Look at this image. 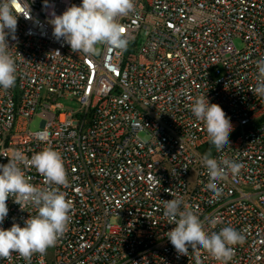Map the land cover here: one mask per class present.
<instances>
[{
  "label": "built area",
  "instance_id": "2783aa9c",
  "mask_svg": "<svg viewBox=\"0 0 264 264\" xmlns=\"http://www.w3.org/2000/svg\"><path fill=\"white\" fill-rule=\"evenodd\" d=\"M26 2L30 18L18 3L17 38H7L17 78L0 88V164L14 151L31 158L53 148L68 177L60 191L72 204L67 231L31 264H197L191 248L178 255L166 237L174 225L162 200L170 193L206 231L242 232L229 264H264V99L250 91L264 58V0H135L134 11L118 19L126 46L100 44L87 56L56 40L45 0ZM81 3L48 0L57 15ZM204 94L234 126L221 153L190 109ZM37 119L40 129L30 130ZM209 151L243 164L218 182V196L206 187ZM25 172L44 186L35 169ZM7 206L4 229L36 214L12 197ZM0 264L26 261L13 253ZM199 264L218 262L199 250Z\"/></svg>",
  "mask_w": 264,
  "mask_h": 264
},
{
  "label": "clouds",
  "instance_id": "9594fccd",
  "mask_svg": "<svg viewBox=\"0 0 264 264\" xmlns=\"http://www.w3.org/2000/svg\"><path fill=\"white\" fill-rule=\"evenodd\" d=\"M27 4L26 0H0V88L5 90L15 86L17 64L9 47L8 37L15 40L18 27L16 5ZM50 11L48 23L52 26L56 40H63L72 52L93 55L97 45L123 48L126 41L118 19L127 16L135 9V0H82L80 5L71 4L57 15L54 6ZM30 18V8L27 4ZM256 84L250 89L254 96L264 99V58L256 61ZM190 109L195 118L202 121L209 143L218 153L230 148V133L234 130L230 117L216 103H210L207 96L194 99ZM202 166L208 176L207 189L215 195L220 194L218 182L229 173L239 174L243 164L227 157L213 158L209 151L202 157ZM25 169H35L43 178L44 186L31 183ZM68 185L67 172L60 152L45 147L31 158L21 151H14L7 164H0V225L9 213L7 200L14 199L21 210L32 207L36 214L30 213L23 227L12 223L11 227H0V259H9L18 254L31 264L33 255H44L67 231L72 204L66 199L61 186ZM170 200H162L164 217L174 227L167 232V239L178 255H189V248L196 253L199 264V250L207 252L218 264H229L234 256V246L244 242V235L233 227H223L219 232L205 230L204 222L198 214L184 204L183 200L170 193ZM219 221L213 219L215 227Z\"/></svg>",
  "mask_w": 264,
  "mask_h": 264
},
{
  "label": "rangeland",
  "instance_id": "374dc122",
  "mask_svg": "<svg viewBox=\"0 0 264 264\" xmlns=\"http://www.w3.org/2000/svg\"><path fill=\"white\" fill-rule=\"evenodd\" d=\"M235 45L238 49L244 48V42L241 39H236ZM29 128L32 131H38L40 129V120L37 119V120L33 121ZM141 136L143 138L145 137L143 134ZM111 222L113 225H118L120 223V220L118 218H113Z\"/></svg>",
  "mask_w": 264,
  "mask_h": 264
}]
</instances>
